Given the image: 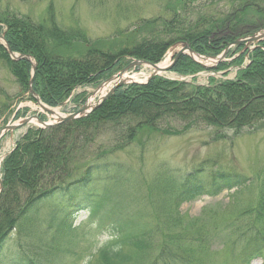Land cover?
I'll list each match as a JSON object with an SVG mask.
<instances>
[{
  "label": "trees",
  "instance_id": "trees-1",
  "mask_svg": "<svg viewBox=\"0 0 264 264\" xmlns=\"http://www.w3.org/2000/svg\"><path fill=\"white\" fill-rule=\"evenodd\" d=\"M51 7L40 23L0 9V34L12 52L34 58L32 88L50 107L60 106L76 86H96L124 67L127 58L157 63L171 45L181 41L199 55L217 56L230 42L264 28V0H167L165 16L137 19L131 31L135 38L121 37L100 47L101 43L89 41L77 28L58 27ZM246 53L242 44L236 46L227 52V58L235 57L213 69L227 72L235 68L231 81L211 78L199 86L154 77L144 85L117 89L85 118L27 130L1 167L0 255L11 234L24 228L28 216L56 200L74 202L87 185L93 188L102 183L107 188L121 186V197L113 200L108 190L105 196L113 203L112 211L94 220L97 230L106 229L110 243L98 252L94 264H207L204 260L215 237L191 230L194 221L185 222L178 207L191 197L221 192L222 187L216 186L219 178L222 185L236 184L239 189L246 188L249 179L208 165L183 172L161 163L148 182L114 156L130 147L142 149L148 136L155 134L171 137L209 129L217 142L225 139L224 131L264 130V41L248 54L247 63ZM0 68L13 77L19 96H26L30 63L11 61L0 46ZM201 70L189 58L180 57L171 71L191 76ZM84 96H75L73 103H82ZM3 97L0 115L6 116L10 114L9 97ZM208 167L210 187L206 188L197 179ZM91 193L92 197L87 195L77 205L86 206L89 219L96 217V201L101 196L95 190ZM158 198L160 204L155 206ZM172 200L174 210L170 209ZM235 232L233 247L245 264L254 258L264 264V235L253 227L239 231L237 227ZM68 233L69 228L59 229L46 247L35 249L33 255L21 252L12 264H55L61 253L57 244L61 236L68 240L64 236ZM152 246L157 252L146 260Z\"/></svg>",
  "mask_w": 264,
  "mask_h": 264
},
{
  "label": "rangeland",
  "instance_id": "rangeland-1",
  "mask_svg": "<svg viewBox=\"0 0 264 264\" xmlns=\"http://www.w3.org/2000/svg\"><path fill=\"white\" fill-rule=\"evenodd\" d=\"M166 2L167 0H0V9H9L29 16L34 22L40 23L52 6L58 27L65 30L77 28L89 41L101 43L100 47H102L105 43L121 37L135 38L131 31L137 19H154L158 16H165L166 12L168 14L165 8ZM178 50L179 48L167 50L162 62L165 61L168 64ZM134 60L136 59L127 58L124 67ZM200 63L205 66L206 71L195 76L194 81L191 77H182L174 72L161 73L159 77L167 81H184L198 85H206L211 78L215 81H231L234 78L233 71L228 75L212 74L208 72L213 68L211 64L205 61ZM121 68H117L113 74ZM136 69L127 74L128 78L130 81L140 83L139 85L146 84L153 71L148 67ZM95 87L82 89L76 86L69 97L72 98V95H78L83 90L86 91L84 96L86 97ZM19 92L20 89L13 77L6 69L0 68V102L4 101L3 95L6 94L9 97L10 111V114L6 116L0 115V129L5 125L16 123L19 119L37 114L43 121H51V115L42 113L38 105L30 100L29 94L28 98L25 95L19 96ZM69 107L70 104L66 103L63 108L58 109V113L69 114ZM238 120L240 119L236 121ZM35 127L38 126L29 125L15 131L11 136L5 135L0 139V171L16 141L29 128ZM224 132L221 135L225 139L217 142H213V131L209 129L191 130L181 136L150 135L142 149L130 147L115 154L114 158L131 166L134 169L133 172L142 175V178L148 182L152 180V176L155 175L161 163H166L169 167L178 168L183 172L208 165L213 169L215 167V169L233 170L248 178L250 183L243 189L237 188L236 184L222 185L223 180L219 178L216 186L222 187L223 192L216 196H207L209 194L194 196L182 202L178 207V215L185 222L194 221L195 224L191 226V230L199 229L215 237L213 247L204 260L205 263L245 264L243 256L234 250L233 241L237 227L238 231L253 227L264 235V214L262 212L264 211V130L239 134L234 133L235 131ZM209 167L205 173L203 172L204 175L197 179L206 188L210 187L208 186L211 175ZM120 187L116 185L107 188L102 183L95 184L93 188L87 185L80 190L81 193L74 197V202L66 203L56 200L48 204L41 212L31 214L25 219L24 228L11 234L10 240L0 255V264H12L17 251L25 250L31 253L35 249L46 247L59 229L67 228H69L68 234L70 235L64 236L69 238V242L65 237L61 236L60 239V250L66 252L61 262L56 264H94L98 252L109 248L110 244L106 229L105 231L97 230V222L94 220H98L99 217L103 218L107 212L112 211L110 209L113 203H108L110 200H107L105 194L108 190H112V199L115 200L117 196L121 197L118 193L121 190ZM148 187L149 184L145 185L144 195ZM93 190L101 196L96 201L99 206L96 217L89 219L85 210L86 206L82 205V208H78L77 205L84 203L87 195ZM169 203H171L170 209L174 210L175 202L172 200ZM159 204L160 199L158 198L155 206ZM63 217L66 218L67 223L63 222ZM58 241L59 239H56V242ZM152 247L146 260L152 259L157 252L155 247ZM250 264H262V260L254 258L250 260Z\"/></svg>",
  "mask_w": 264,
  "mask_h": 264
},
{
  "label": "water",
  "instance_id": "water-1",
  "mask_svg": "<svg viewBox=\"0 0 264 264\" xmlns=\"http://www.w3.org/2000/svg\"><path fill=\"white\" fill-rule=\"evenodd\" d=\"M0 39L2 41H4L3 37L0 36ZM261 39H264V34H255L253 35L250 39L246 40L247 44L251 43V42H256V41H259ZM5 43V42H4ZM238 42H234L233 44H238ZM181 50L176 54L175 58H174V61H173V64L178 60V58L181 56V55H187L189 56L191 59H193V56H195V54L188 48V46L183 43L181 44ZM6 51L8 53V55L11 57V59H22V58H25V59H28L27 57L25 56H15L8 47H6ZM187 52V53H186ZM224 54L223 53L219 58H214L213 60L215 61V63H218L219 61H221L224 57ZM197 56V55H196ZM199 57V56H197ZM136 66H149L151 67L153 70H154V74L152 76H154L155 74L159 73V72H164L165 70L169 69L170 67L166 68V69H162V68H159L157 67L156 65H153V64H150L146 61H140V60H135V61H132L131 63H129V65H127L125 68H123L119 73H117L115 76L111 77L110 79H108L104 84H110L112 83V86L109 90V92L104 95L103 97H101L94 105H89L88 102H86V104L84 106H82L76 113L72 114V115H69L65 118H58V120L56 121V124H61V123H64V122H68V121H72V120H75V119H78V118H81V117H84L86 115H88L91 111H93L94 109L98 108L100 106V104L108 97L110 96L114 90L116 88H118L119 86H121L122 84H125L126 83V80L123 79V76L124 74L129 70V69H132V68H135ZM102 86V85H101ZM99 88L96 89V91L93 92L92 96L95 95L97 92H98ZM29 91L30 93L32 94L33 98L35 99L36 103L41 107V109H43V111L49 113V114H53L52 111H50L49 109H46L44 108L41 103H40V100L38 99V97L33 93V91L31 90V81L29 83ZM33 120H36V122L42 126L43 128H47V127H50V126H54L53 124L52 125H48V124H45L43 123L42 121H40L38 118H28V119H25L24 121L18 123V124H15V125H10V126H6L4 127L2 130H0V138L6 133V132H12L18 128H21L22 126H25L27 124H30ZM2 189V185H1V181H0V190Z\"/></svg>",
  "mask_w": 264,
  "mask_h": 264
},
{
  "label": "bare ground",
  "instance_id": "bare-ground-1",
  "mask_svg": "<svg viewBox=\"0 0 264 264\" xmlns=\"http://www.w3.org/2000/svg\"><path fill=\"white\" fill-rule=\"evenodd\" d=\"M165 65H166L165 63L160 64L161 67H164ZM56 113H57V112H56Z\"/></svg>",
  "mask_w": 264,
  "mask_h": 264
}]
</instances>
